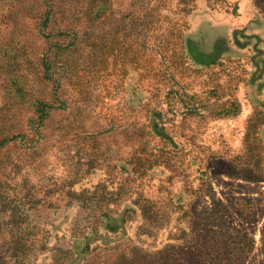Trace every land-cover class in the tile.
<instances>
[{"label":"rangeland","instance_id":"1","mask_svg":"<svg viewBox=\"0 0 264 264\" xmlns=\"http://www.w3.org/2000/svg\"><path fill=\"white\" fill-rule=\"evenodd\" d=\"M0 264H264V0H0Z\"/></svg>","mask_w":264,"mask_h":264}]
</instances>
